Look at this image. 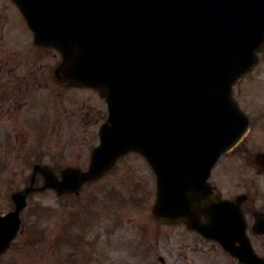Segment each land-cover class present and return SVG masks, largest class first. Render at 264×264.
Here are the masks:
<instances>
[{"label": "water", "instance_id": "water-1", "mask_svg": "<svg viewBox=\"0 0 264 264\" xmlns=\"http://www.w3.org/2000/svg\"><path fill=\"white\" fill-rule=\"evenodd\" d=\"M13 1L37 41L62 53L61 81L99 91L109 107L90 170L66 171L58 181L38 168L41 190L78 193L118 157L138 152L157 176L161 223L190 222L192 208L210 222L218 211L228 215L207 180L248 129L232 89L264 50V0ZM32 191L14 196L16 210L0 225V254Z\"/></svg>", "mask_w": 264, "mask_h": 264}, {"label": "flooded vegetation", "instance_id": "flooded-vegetation-1", "mask_svg": "<svg viewBox=\"0 0 264 264\" xmlns=\"http://www.w3.org/2000/svg\"><path fill=\"white\" fill-rule=\"evenodd\" d=\"M0 12V171L14 169L26 172L36 165L47 166L53 172L70 168L87 170L92 151L99 144V130L106 121L104 102L91 90L60 83L56 76L61 63L60 54L52 47L35 43L14 4L9 0H0ZM10 12L14 13V19ZM22 29L29 35L27 40L23 39ZM263 61L264 52L260 63ZM76 95L93 98L95 105L85 104L76 110ZM251 134L252 130L238 147L221 158L210 183L215 194L239 208L245 235L255 254L264 259L254 242L255 238H260L264 243V235L255 233H264V222H260L264 220V138L258 142L256 137L255 140L249 139L253 136ZM29 141L33 150L28 154ZM131 157L141 158L138 154L126 155L103 180L109 179L119 187L117 190L135 200L138 198L134 194L144 192L138 182L141 165L121 163ZM143 167L148 171L147 164ZM149 175L153 180L152 174ZM227 180H230V185H222ZM1 183L3 178L0 180V218H4L12 211V200L4 189L6 182L2 186ZM38 185H41L40 178L36 182V186L40 187ZM132 203L129 207H136L135 202ZM201 220L206 222L204 217ZM182 227L202 238L190 231L186 224ZM165 245H170L169 235ZM213 245L229 258L230 263L243 264L220 244L215 242ZM28 246L29 233L23 219L16 240L0 256V264H25ZM46 246L42 245V249H47ZM239 247L240 244L235 241L233 248ZM159 251L156 249L151 253ZM157 261L166 264L159 259ZM55 262L58 263V260ZM154 263V259L148 261V264ZM186 264L207 263L188 259Z\"/></svg>", "mask_w": 264, "mask_h": 264}, {"label": "rangeland", "instance_id": "rangeland-1", "mask_svg": "<svg viewBox=\"0 0 264 264\" xmlns=\"http://www.w3.org/2000/svg\"><path fill=\"white\" fill-rule=\"evenodd\" d=\"M10 15L14 19V13L10 12ZM22 33L23 39L27 40L29 35L24 29ZM236 93L241 106L254 118L253 136L249 139L255 140L256 137L261 142L264 138V61L249 80L239 84ZM74 100L76 110L85 104L95 105L93 98L76 95ZM32 150L31 144L28 154ZM121 163L141 165L138 182L144 192L134 194L139 200L138 207L122 208L119 201L112 203L105 200L103 194L111 187L106 181L87 188L77 199L59 201L52 193L35 196L29 201L24 221L29 233L37 231L40 233L37 238L41 242H48V251L33 247L34 251L26 254L25 264H148L151 259L157 261L154 256L158 253L169 264H186L188 259L207 264H234L224 257L218 247L205 243L186 229H167L154 221L152 210L145 206V201L149 203L150 200L153 204L154 198L148 200L149 193L146 191H152L154 183L152 184V178L143 167L144 162L137 157H131ZM31 173V170L0 171V180L3 178L1 186L5 181L6 193L12 194L23 187ZM222 185H230V180L226 183L223 181ZM70 216L72 217L68 221ZM67 221L73 225L69 227ZM56 226L61 231L60 238H54ZM168 233L170 245L167 247L165 239ZM254 242L264 255V243L261 239L255 238ZM30 243L35 244L31 238ZM156 249L160 251L151 253ZM36 253L38 256H35Z\"/></svg>", "mask_w": 264, "mask_h": 264}]
</instances>
